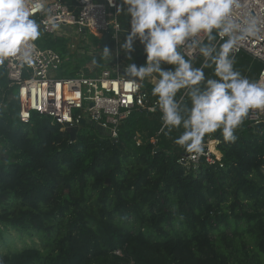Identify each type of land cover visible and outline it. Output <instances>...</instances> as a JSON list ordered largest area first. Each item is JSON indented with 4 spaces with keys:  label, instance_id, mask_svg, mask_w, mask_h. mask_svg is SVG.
I'll list each match as a JSON object with an SVG mask.
<instances>
[{
    "label": "trees",
    "instance_id": "16d2710c",
    "mask_svg": "<svg viewBox=\"0 0 264 264\" xmlns=\"http://www.w3.org/2000/svg\"><path fill=\"white\" fill-rule=\"evenodd\" d=\"M116 17L121 43L128 18ZM39 31L35 45L61 56L63 77L114 63L102 55L115 49L109 35L82 39L70 54L65 39ZM132 56L120 51L123 65L146 61L144 48ZM192 61L201 67L203 58ZM234 67L255 81L261 64L240 52ZM143 86L156 101L151 82ZM18 111L0 66V238L12 231L30 240L0 255L4 264H264V128L255 132L248 117L235 143L219 131L205 137L220 141L216 165L200 159L186 168L179 160L190 153L174 142L180 132H159L158 112H131L115 139L88 127L72 142L47 117L20 123Z\"/></svg>",
    "mask_w": 264,
    "mask_h": 264
},
{
    "label": "clouds",
    "instance_id": "9594fccd",
    "mask_svg": "<svg viewBox=\"0 0 264 264\" xmlns=\"http://www.w3.org/2000/svg\"><path fill=\"white\" fill-rule=\"evenodd\" d=\"M239 7V0H121L117 9L129 26L116 55L123 51L133 61L137 41L146 55L143 65L129 63L124 74L153 83L160 132L179 131L174 142L194 156L217 131L225 143H235L249 113L264 111V76L252 81L234 67L235 49L257 32L254 17L235 16ZM39 36L26 0H0V63L17 55L30 62ZM186 48L203 58L201 67L186 58ZM102 55L113 57L107 47ZM205 68H212L215 78H207Z\"/></svg>",
    "mask_w": 264,
    "mask_h": 264
},
{
    "label": "built area",
    "instance_id": "2783aa9c",
    "mask_svg": "<svg viewBox=\"0 0 264 264\" xmlns=\"http://www.w3.org/2000/svg\"><path fill=\"white\" fill-rule=\"evenodd\" d=\"M119 0H26L31 18L45 34H54L57 26L75 27L77 33L84 28L94 37L110 36L116 42L114 63L94 76L79 73L75 77L61 76V56L51 49L36 45L31 49L30 62L17 55L0 63L8 81V88L15 89L18 101V120L28 124L33 113L47 117L60 131L78 126V121L92 123L115 139L117 128L133 111L158 112L143 82L124 74L119 50L121 28L116 10ZM235 10L239 18L254 17L257 21L255 36L240 43L233 55L243 52L261 64L256 80L264 76V0H239ZM201 40L204 37H200ZM222 41V40H218ZM136 43H139L138 41ZM143 48V46H142ZM186 58L193 60L198 52L185 49ZM255 80V81H256ZM161 114V113H160ZM251 126H264V111H252L248 115ZM264 128V127H263ZM160 132V130H159ZM155 138L150 139L154 144ZM139 145V141L136 143ZM215 141L205 142L204 152L198 156L190 153L179 160L186 168L196 166L200 159L210 166L216 165L220 155L216 153ZM221 167V165H219ZM116 255H120L117 251Z\"/></svg>",
    "mask_w": 264,
    "mask_h": 264
},
{
    "label": "rangeland",
    "instance_id": "374dc122",
    "mask_svg": "<svg viewBox=\"0 0 264 264\" xmlns=\"http://www.w3.org/2000/svg\"><path fill=\"white\" fill-rule=\"evenodd\" d=\"M45 35H47L50 38L61 37L65 39L67 43V49L69 50L70 54H74L76 52L77 48L80 47L82 39H86L87 41H89L90 36H91L87 32L85 36L80 37L75 27H65V26H57L55 28L54 34H45ZM98 38H102V37H98ZM135 47L142 49V45H140L139 43H136ZM121 64L124 68L127 66V65H123L125 64L124 61H122ZM146 81H149V80H146ZM12 93L15 96L14 88H12ZM80 130H82L83 132H88L89 128L88 126H84ZM29 243H30V240L24 239L23 237L21 238L18 237L15 232H12V231L5 232L0 238V255H3L7 253L8 251H12L15 248L19 249L21 247H24L25 245Z\"/></svg>",
    "mask_w": 264,
    "mask_h": 264
},
{
    "label": "water",
    "instance_id": "95a60500",
    "mask_svg": "<svg viewBox=\"0 0 264 264\" xmlns=\"http://www.w3.org/2000/svg\"><path fill=\"white\" fill-rule=\"evenodd\" d=\"M79 35L80 37L82 36H85L86 35V31L84 28H81L80 29V32H79ZM146 82V81H144ZM153 85V84H152ZM84 126H88V127H96L95 125H93L92 123H89V122H85V120L81 119L78 121V126L76 127H73V128H69L67 129L65 132L69 135V139L70 141H75L76 140V137H77V134L79 133L80 129ZM263 125L262 124H258V125H253L252 126V129L255 131V132H259L261 129H263ZM98 128V127H96ZM155 151H157V149H155ZM0 158H1V155H0ZM5 159H7V157L5 156ZM106 183H109L108 180H106Z\"/></svg>",
    "mask_w": 264,
    "mask_h": 264
},
{
    "label": "crops",
    "instance_id": "0c3cea01",
    "mask_svg": "<svg viewBox=\"0 0 264 264\" xmlns=\"http://www.w3.org/2000/svg\"><path fill=\"white\" fill-rule=\"evenodd\" d=\"M151 84H153L152 82H151ZM214 145H217V142L215 141V144ZM216 153L218 154V155H220L217 151H216Z\"/></svg>",
    "mask_w": 264,
    "mask_h": 264
}]
</instances>
